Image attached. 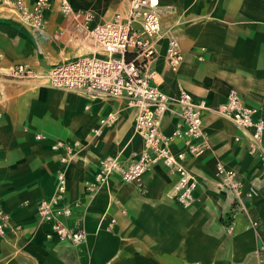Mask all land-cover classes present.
I'll list each match as a JSON object with an SVG mask.
<instances>
[{
    "label": "crops",
    "instance_id": "1",
    "mask_svg": "<svg viewBox=\"0 0 264 264\" xmlns=\"http://www.w3.org/2000/svg\"><path fill=\"white\" fill-rule=\"evenodd\" d=\"M69 1L77 10L95 9L96 20H104L124 0ZM158 3L162 34L153 63L156 82L169 96L182 88L210 108L203 127L212 149L184 162L198 178L192 205L183 207L167 195L176 175L161 162L139 184L123 182L113 172L107 185L86 192L84 181L92 178L100 158L118 156L125 166L141 149L132 127L134 109L122 99L89 98L38 79L5 77L14 63L27 62L45 72L87 53L88 47L74 38L55 0L45 12L40 53L29 30L0 8V207L9 212L11 225L19 227L0 237V264H256L255 250L264 240V167L248 153L247 139L235 124L214 109L234 90L264 116V0ZM169 34L178 37L183 55L175 72L164 60ZM110 111H117L118 119L95 136L92 129ZM176 122L177 116L167 113L162 131L169 133ZM38 133L46 139H37ZM55 139L79 144L65 170L66 201L73 207L65 223L73 226L80 220L85 231L78 246L49 238L50 225L35 209L54 190L60 166L59 153L50 149ZM181 147L180 141L172 144L175 151ZM218 162L235 169L254 191L248 212L235 215L231 233L225 228L230 195L216 175ZM252 220L258 221L257 228Z\"/></svg>",
    "mask_w": 264,
    "mask_h": 264
},
{
    "label": "built area",
    "instance_id": "2",
    "mask_svg": "<svg viewBox=\"0 0 264 264\" xmlns=\"http://www.w3.org/2000/svg\"><path fill=\"white\" fill-rule=\"evenodd\" d=\"M52 1L0 0L2 12L17 19L29 30L39 53L47 23L45 12ZM55 2L62 17L71 23L74 38L88 47L87 53L66 58L45 72L35 70L27 62L14 63L3 73L4 76L16 81L38 79L42 85L81 93L89 98L122 99L134 109L133 131L140 137L141 149L133 153L125 166H122L118 156L100 158L92 178L84 181L88 194L107 185L113 172H117L123 182L139 184L153 164L161 162L176 175L167 195L183 207L191 206L198 178L184 162L188 157H198L212 149L210 137L203 127L204 114L210 108L204 99L194 98L182 88L177 95L169 96L156 82L158 73L153 63L158 56L157 44L162 34L158 0H125L122 11H115L104 20H96L92 10L74 9L69 0ZM2 57L0 51V60ZM164 60L174 72L183 60L175 34L166 35ZM214 111L235 124L247 139L248 153L264 167V116L259 115L257 109L246 106L234 90ZM167 113L176 115L177 122L169 133H164L161 124ZM1 116L0 110V120ZM117 119V111L108 112L99 119L92 133L100 136L103 128L111 126ZM35 137L46 139L40 133ZM238 139L239 136H236L235 140ZM175 141L182 144L176 151L172 149ZM78 145L77 141H51L50 149L60 155V166L53 193L41 198L35 205L38 218L50 225L48 237L54 236L56 240L74 246L83 243L85 231L80 220L73 226L65 223L72 216L73 209L66 201L65 170ZM216 175L230 195L225 228L227 233H231L235 215L248 212L254 191L244 186L235 169L221 162L216 164ZM114 221L111 219V224ZM251 223L254 228L259 225L257 220ZM18 230L19 227L11 225L9 212L0 207V237H5L8 231L17 233ZM255 255L256 264H264V240H260Z\"/></svg>",
    "mask_w": 264,
    "mask_h": 264
},
{
    "label": "rangeland",
    "instance_id": "3",
    "mask_svg": "<svg viewBox=\"0 0 264 264\" xmlns=\"http://www.w3.org/2000/svg\"><path fill=\"white\" fill-rule=\"evenodd\" d=\"M124 6H125V0L124 1H122V3H121V8H119L117 11H122L123 9H124ZM89 10H92L95 14H96V16H97V13H96V10L95 9H89ZM114 11V10H113ZM112 13H114V12H111V13H109V17L111 16V15H113ZM108 17V18H109ZM133 127V126H132Z\"/></svg>",
    "mask_w": 264,
    "mask_h": 264
}]
</instances>
